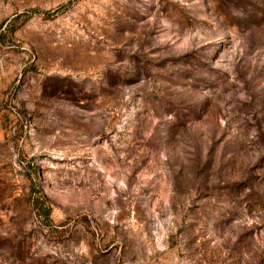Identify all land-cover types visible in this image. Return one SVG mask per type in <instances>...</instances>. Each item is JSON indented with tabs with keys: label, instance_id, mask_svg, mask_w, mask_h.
Listing matches in <instances>:
<instances>
[{
	"label": "rangeland",
	"instance_id": "374dc122",
	"mask_svg": "<svg viewBox=\"0 0 264 264\" xmlns=\"http://www.w3.org/2000/svg\"><path fill=\"white\" fill-rule=\"evenodd\" d=\"M0 264H264V0H0Z\"/></svg>",
	"mask_w": 264,
	"mask_h": 264
}]
</instances>
